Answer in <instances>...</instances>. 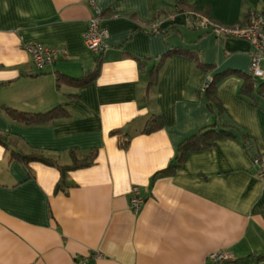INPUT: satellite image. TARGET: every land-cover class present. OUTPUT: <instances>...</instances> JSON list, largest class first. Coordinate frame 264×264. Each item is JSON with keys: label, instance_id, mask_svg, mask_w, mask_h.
<instances>
[{"label": "crops", "instance_id": "0c3cea01", "mask_svg": "<svg viewBox=\"0 0 264 264\" xmlns=\"http://www.w3.org/2000/svg\"><path fill=\"white\" fill-rule=\"evenodd\" d=\"M106 28L107 48L94 54L82 33L95 8ZM178 0H0V264H205L226 250L224 264H264V184L254 158L264 155V98L239 94L248 74L250 45L191 28ZM205 9L216 23H243L249 11L264 14V0H181ZM207 16V17H208ZM61 47L62 55L36 71L24 42ZM174 48L195 51L206 73L185 53L161 62L147 92L150 70ZM96 74L87 83L58 84V76ZM224 73L213 94L223 121L240 135L198 150H184L179 166L160 174L178 146L210 124L213 114L201 91L204 78ZM207 74V76H204ZM260 82V79H257ZM66 103L68 116L24 123L8 109L43 113ZM153 114L162 128L141 133ZM120 129V134H112ZM126 140L125 147L120 140ZM96 150L93 164L65 173L42 162L24 164L11 150L39 152L59 164L70 150ZM136 186L143 203H128Z\"/></svg>", "mask_w": 264, "mask_h": 264}, {"label": "trees", "instance_id": "16d2710c", "mask_svg": "<svg viewBox=\"0 0 264 264\" xmlns=\"http://www.w3.org/2000/svg\"><path fill=\"white\" fill-rule=\"evenodd\" d=\"M174 13H192V14H203L205 16L207 15V12L205 9H198L195 5H186L181 0H178L175 7H174ZM247 16V15H246ZM209 17V16H208ZM192 28H198L197 26H194ZM174 53H185L187 54L196 64L198 68L203 70L205 73L212 68L211 65L204 64L198 54L195 51L190 50H184L181 48H174L170 51H168L166 54L160 58V62L155 65L149 72L148 75V82H147V91L144 96V99L147 98V92L150 88L153 87L156 83L157 74L161 65V62L167 57L168 55L174 54ZM99 56L95 57V69L91 74H86L84 77L79 78H72L65 76L64 74H61L58 76V84L60 83H69L73 84L75 86H81L96 74L98 65H99ZM242 75V83L239 89L240 96L250 102L251 104H255V97L260 96L264 98V81L258 82L255 77H253L251 74H244ZM204 76H207V74H204ZM224 76V73L210 76V82L208 86L203 91L205 93V99L207 102L208 107L210 108L212 114H213V121L202 127L199 130H196L194 133H192L190 136L186 137L178 146V152L180 156H176L175 160L176 162L170 163L165 169L159 171L160 174H168L172 170H174L176 167L179 166V163L181 161V154L184 150H198V149H204L211 147L214 145V143L222 138L227 137H233L237 138L238 135H240V138L242 139V143L244 147L247 148L248 146V140L246 139V136L239 132L238 128H236L233 124L229 122L223 121V112L221 109V106L219 105L218 101L216 100L213 91L215 88L216 83L218 82L221 77ZM66 103L62 105L55 106L54 108H51L50 110L43 112V113H36V114H29L25 112H19L14 109H8L7 112L9 116L15 120L30 124V123H39V122H47V121H53L55 119L64 118L68 116V111L66 109ZM163 126V117L160 114H153L151 115L147 121L145 122V125L141 131V133H150L153 131H156ZM120 129H114L111 131L112 134H120ZM0 144H2L4 147H10L11 142H6L1 136H0ZM120 146L125 147L127 144L126 140H120ZM11 156L12 158L18 159L20 162L27 164L29 162H42L47 165L54 166L59 171V179L56 184V189L64 190L66 188V183L64 179V175L66 172L70 170H75L78 168L87 167L91 164H93L95 158H96V150L91 149L87 153L78 156L75 150H70V163L69 164H59L57 161L53 158H50L46 156L43 153L39 152H29V153H23L21 151H15L11 150ZM252 258L251 255H248L242 259H239V262L241 264H247L248 261H250Z\"/></svg>", "mask_w": 264, "mask_h": 264}, {"label": "built area", "instance_id": "2783aa9c", "mask_svg": "<svg viewBox=\"0 0 264 264\" xmlns=\"http://www.w3.org/2000/svg\"><path fill=\"white\" fill-rule=\"evenodd\" d=\"M95 10L89 18L88 25L82 33V41L86 48L94 54H101L106 48V38L108 36L106 28L101 25V12L93 2H90ZM187 15L186 24L189 27L197 26L208 30L222 37H234L246 40L250 45V66L249 74L256 79L264 81V14L259 11H249L243 23L225 25L214 22L203 14L185 13ZM23 48L30 55L36 71H42L51 65L55 59L62 55L61 47H52L37 41L24 42ZM210 82V77L204 78L201 91H204ZM254 163L258 167V177L264 184V155L254 158ZM128 203L133 211H138L143 203L138 188L133 186L129 192ZM100 256L98 253L77 257L72 264H87L90 259ZM232 258L230 252L217 250L210 252L205 259V264H224Z\"/></svg>", "mask_w": 264, "mask_h": 264}]
</instances>
